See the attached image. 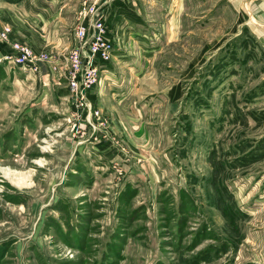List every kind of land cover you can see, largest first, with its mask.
<instances>
[{
  "label": "rangeland",
  "instance_id": "obj_1",
  "mask_svg": "<svg viewBox=\"0 0 264 264\" xmlns=\"http://www.w3.org/2000/svg\"><path fill=\"white\" fill-rule=\"evenodd\" d=\"M248 21L227 0H0V47L14 27L40 60L0 64V264H264V45ZM81 27L111 46L120 118L97 129L43 66Z\"/></svg>",
  "mask_w": 264,
  "mask_h": 264
},
{
  "label": "built area",
  "instance_id": "obj_2",
  "mask_svg": "<svg viewBox=\"0 0 264 264\" xmlns=\"http://www.w3.org/2000/svg\"><path fill=\"white\" fill-rule=\"evenodd\" d=\"M79 45L66 54L64 59V72L62 76L67 79L68 87L76 101L78 111L92 114V120L88 121L91 128H99L107 121L106 114L100 109L93 108L89 102V93L101 80V73L107 71L111 63V46L108 43L93 37L86 27L76 31ZM10 37V28L0 29V39L7 42ZM39 59L35 57L28 44L14 42L10 50L0 53V64L15 65L20 68H28L39 71Z\"/></svg>",
  "mask_w": 264,
  "mask_h": 264
},
{
  "label": "crops",
  "instance_id": "obj_3",
  "mask_svg": "<svg viewBox=\"0 0 264 264\" xmlns=\"http://www.w3.org/2000/svg\"><path fill=\"white\" fill-rule=\"evenodd\" d=\"M227 1L229 3H231L232 6H234L235 11L238 13H240V11L242 9H244L245 7L247 8L249 27L251 28V30L255 34V36H257L259 41L262 42L264 45V0H227ZM45 10L47 12L48 9H45ZM40 13L43 16H46V14H47V13H45V11H41ZM2 14H4V13H2ZM3 16L4 15H2V17ZM5 17L8 19L7 16H5ZM12 29H13V33H12V37L10 40L12 42H15L16 40L22 39L21 36L18 35V32L14 29V27H12ZM110 38H111V34H110ZM68 43L69 44L66 43L65 47L63 49H61V51H59L56 54V56L54 55L53 57H50L47 60L48 62H45L46 60L42 61V62H45V64H43V66H45V68L47 70V73H46L47 75L45 77H46V79H49L50 83H52L54 85L61 86V85H65V83L68 84L67 79L62 76V73L64 72V65H65L64 59L66 57V54L68 53V50L73 49L77 46V42H76V39L74 37V31L72 32V34H70ZM9 50H10V45H7V46L3 45V47L2 46L0 47V53H6ZM35 50H37V49H35ZM53 64H57L56 65L57 67L54 68L55 69L54 73L50 74V72H49V71H51L50 65L53 66ZM112 76H114V73ZM102 80L103 79H101L100 82L89 93V102L91 103L93 108H97V109H100L101 111H103L107 115V121L109 120L108 122H110L113 120V117H115L117 119L120 118V114H119V110H117V109L115 110V109L111 108L109 106V104L107 103V101H106L107 92H106V90L104 91V88H106V87H105V85L102 84V82H103ZM117 97L120 99L121 102H122V98L120 96L114 97L116 105L120 107L121 102H116ZM83 117H84V119L79 120L78 123L84 122L85 119H87L88 121L90 120L91 122L94 121V119L92 120V118L87 114L84 115ZM99 128H102V127H99ZM93 129H97V128H93Z\"/></svg>",
  "mask_w": 264,
  "mask_h": 264
},
{
  "label": "bare ground",
  "instance_id": "obj_4",
  "mask_svg": "<svg viewBox=\"0 0 264 264\" xmlns=\"http://www.w3.org/2000/svg\"><path fill=\"white\" fill-rule=\"evenodd\" d=\"M9 175V174H8ZM19 184H22V183H20V182H18ZM18 183H17V185H18Z\"/></svg>",
  "mask_w": 264,
  "mask_h": 264
}]
</instances>
